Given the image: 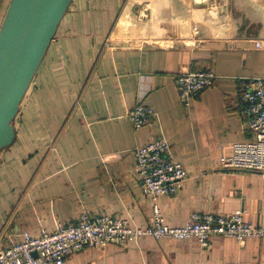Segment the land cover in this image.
<instances>
[{"label":"crops","instance_id":"crops-1","mask_svg":"<svg viewBox=\"0 0 264 264\" xmlns=\"http://www.w3.org/2000/svg\"><path fill=\"white\" fill-rule=\"evenodd\" d=\"M203 70L217 79L186 108L175 79ZM249 79L264 80V0H73L20 106L16 140L0 152V251L84 213L151 226L135 150L158 138L188 173L159 199L167 225L242 211L264 226V179L220 167L234 144L254 140L241 102ZM138 103L156 118L135 129ZM64 264H264V237L209 247L146 237L86 247Z\"/></svg>","mask_w":264,"mask_h":264},{"label":"built area","instance_id":"built-area-1","mask_svg":"<svg viewBox=\"0 0 264 264\" xmlns=\"http://www.w3.org/2000/svg\"><path fill=\"white\" fill-rule=\"evenodd\" d=\"M256 46L260 48L262 43L257 42ZM216 79L212 71L206 70L178 75L175 84L184 107L188 108L192 99L212 87ZM241 102L254 140L234 144L231 155L221 157L220 167L254 173L264 179V80L245 81ZM128 117L134 128L139 129L156 118V113L147 105L138 103ZM135 156L144 194L153 202L151 226L142 228L110 215L84 213L75 224L60 226L53 232L43 229L37 234L23 232L21 242L0 251V264H64L69 256L86 247L138 243L146 237L180 241L196 239L202 247H209L212 240L221 237L233 238L240 245L250 239L264 237V226L247 222L242 211L230 217L196 214L181 227L167 225L159 199L177 195L188 179V173L170 155V145L164 138L136 148Z\"/></svg>","mask_w":264,"mask_h":264},{"label":"water","instance_id":"water-1","mask_svg":"<svg viewBox=\"0 0 264 264\" xmlns=\"http://www.w3.org/2000/svg\"><path fill=\"white\" fill-rule=\"evenodd\" d=\"M72 1L9 2L0 25V152L16 140L20 106Z\"/></svg>","mask_w":264,"mask_h":264},{"label":"rangeland","instance_id":"rangeland-1","mask_svg":"<svg viewBox=\"0 0 264 264\" xmlns=\"http://www.w3.org/2000/svg\"><path fill=\"white\" fill-rule=\"evenodd\" d=\"M6 10H7V9H6ZM2 20H3V17H2V19H1V21H0V25H1Z\"/></svg>","mask_w":264,"mask_h":264}]
</instances>
